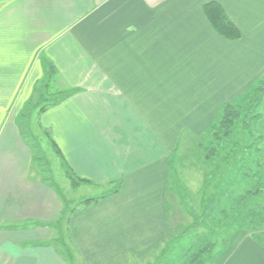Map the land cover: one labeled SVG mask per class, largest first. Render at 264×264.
<instances>
[{
	"label": "crops",
	"instance_id": "crops-1",
	"mask_svg": "<svg viewBox=\"0 0 264 264\" xmlns=\"http://www.w3.org/2000/svg\"><path fill=\"white\" fill-rule=\"evenodd\" d=\"M211 2L237 38L212 27ZM262 78L264 0H0V264H130L160 246L180 130L187 153ZM48 86L64 98L40 126L89 181L65 177L66 188H102L86 207L32 170L20 117ZM262 112L264 130V101ZM227 233L212 260L192 264H264L263 237Z\"/></svg>",
	"mask_w": 264,
	"mask_h": 264
},
{
	"label": "rangeland",
	"instance_id": "rangeland-1",
	"mask_svg": "<svg viewBox=\"0 0 264 264\" xmlns=\"http://www.w3.org/2000/svg\"><path fill=\"white\" fill-rule=\"evenodd\" d=\"M51 93L52 86L44 88V99L37 100V105L28 107L27 113L20 117L24 125L28 124V130L25 126L22 130L38 157L32 164L35 175L39 172L58 184L65 200L76 208L80 201L102 195V188L90 187L80 191L66 188L61 159L50 147V139L45 134L49 130L42 129L38 120L39 108L57 98ZM263 101L264 97L256 110L260 117L256 121L251 119L245 132L236 129L224 142V152L219 151L209 162L203 148L200 150L195 144H187L188 148L191 146L190 151L183 153L186 130L185 133L180 130L181 142L175 145L170 163L183 186H169L168 205L171 203L172 206L167 210L170 235L141 258L131 256L130 264H185L189 253L206 242L214 244L218 241L213 250L216 253L221 249V239L228 237L230 226L243 228L264 240V141L256 140L264 136V130L259 127L263 118ZM200 143L207 146L209 139L204 135Z\"/></svg>",
	"mask_w": 264,
	"mask_h": 264
},
{
	"label": "trees",
	"instance_id": "trees-1",
	"mask_svg": "<svg viewBox=\"0 0 264 264\" xmlns=\"http://www.w3.org/2000/svg\"><path fill=\"white\" fill-rule=\"evenodd\" d=\"M204 12L212 25V27L222 36H224L227 39H235L239 36V31L237 28L228 20L226 17L224 11L222 8L214 3H208L204 6ZM47 83V82H46ZM46 87V84L43 86ZM44 89V88H43ZM264 97V78L259 80L251 90H249L247 93L242 95L239 100L233 102V103H225L220 108L215 120L211 124V126L208 128V130L205 133V136L209 139V143L207 146H202L201 143H197L196 147H198L201 150V147L203 148L205 152V158L206 161L209 162V160L213 159L216 154L219 153V151L224 152V142L229 140L234 131L236 129H242L243 132L249 129L250 127V120L256 121L260 115L256 113V110L262 101V98ZM64 98V94L61 96L59 95L55 101L48 103L46 105H42L39 108L38 115L47 107L51 105H55L58 102H60ZM44 99L42 96V92L38 98V100ZM245 130V131H244ZM47 137L50 139V147L53 150V152L61 159V166L64 169V175L67 178V180L70 183L71 188H77L80 184H89V181L84 179H79L71 173L67 167L65 166V162L63 159V156L61 155V152L57 145L54 143V141L50 138L49 133L45 132ZM247 136V135H246ZM257 141H264L263 137L256 138ZM199 150V151H200ZM257 151H260L257 150ZM236 152V151H235ZM232 154V153H231ZM225 157V156H224ZM243 177L246 175L243 174ZM179 179V178H178ZM175 168L172 169L170 172V179L169 183L167 184V195H168V201L170 200V190L169 186L174 185L177 186L181 184L182 180H178ZM217 187V186H216ZM116 189H114L112 192H114ZM258 191H256L255 194H257ZM177 193V191H176ZM104 197V196H102ZM99 198H88L81 202H79V206L86 207L88 205L94 204L98 201ZM170 202H173L172 200ZM64 205L66 204V201L63 199ZM170 209H172L171 203H170ZM64 217V213H63ZM63 221V219H62ZM60 224V223H59ZM199 225V224H197ZM226 228V227H225ZM228 231V230H227ZM218 241H215L214 244L206 242L205 244L201 245L196 251L189 253L188 259L185 262V264H192L196 260L200 258H206L209 260H212L216 253H213L214 248L216 247V244ZM221 248L225 247L227 244L226 238L221 239ZM65 249V248H64ZM65 252H67V255L71 257L70 252H68L65 249ZM213 253V254H212Z\"/></svg>",
	"mask_w": 264,
	"mask_h": 264
}]
</instances>
